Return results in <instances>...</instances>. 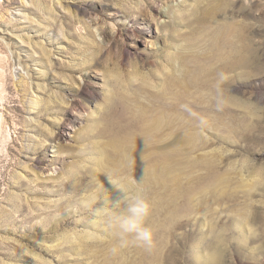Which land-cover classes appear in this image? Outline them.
I'll use <instances>...</instances> for the list:
<instances>
[{
  "label": "rangeland",
  "instance_id": "obj_1",
  "mask_svg": "<svg viewBox=\"0 0 264 264\" xmlns=\"http://www.w3.org/2000/svg\"><path fill=\"white\" fill-rule=\"evenodd\" d=\"M199 7L205 11L203 8L200 11ZM192 9L198 15L190 11ZM160 12L166 16L160 17ZM197 17H202L204 24ZM163 19L165 21H160ZM214 31L225 35L230 45L218 47L216 44L221 43L214 37ZM16 35H22L24 42ZM187 43H191L190 46ZM233 44L237 46L232 48ZM206 47L213 49L209 51ZM236 48L241 49L236 52L238 55L234 51ZM16 52L23 64L40 71L37 73L39 79L28 80L43 83V92L36 91L32 84L23 88L19 72L24 70L20 71ZM51 55H54L53 61ZM193 58L199 60V65L205 62L202 66L208 67L203 71L206 75L199 76L201 82L195 83V90L191 89L193 84H189L197 70L195 67L199 66ZM183 69L190 71L187 73L188 70ZM217 69L218 73L227 71L229 75L223 86L229 103L222 112L214 110L209 95ZM205 77L207 81L202 80ZM0 80V90L7 93L6 102L0 104L7 129L5 140L0 142V264H208L207 255L215 257L217 241L224 243L222 247L218 245L223 256L222 259L217 257V264H264V0H0ZM185 84L193 92L187 90L186 93ZM177 85L185 96L192 94L193 103L189 96L187 100L182 91L179 93V89H176L177 98L173 91ZM205 85L209 87L206 86L201 95L198 89L202 92ZM168 93L172 95L167 97ZM150 96L157 97V101ZM37 99L40 110H31ZM185 100L191 107L196 104L193 109L208 117L207 128L197 129L196 121L187 112L182 113L180 105H185ZM167 102L178 117L173 115V109V113L166 109ZM163 110L167 117L175 116L178 126L183 118L186 120L183 124L192 123L199 132L190 127L191 131L188 129L180 134L175 130L178 133L174 131L175 135L173 132L170 137L169 131L162 129L158 133L159 143L152 141V137L144 143L151 142V150L163 148L171 141L176 148L185 151L198 148L191 153V158L184 151L197 165L186 163L185 169L177 173L183 176L176 175L178 181L192 186L194 193H190L191 199L186 197L187 193L181 194L186 199L184 197L178 204L179 220L174 224L167 205H164L167 212L165 209L155 211L152 205L147 221L152 231L155 229V247L151 252L130 244L113 254L110 250L118 242L95 217V209L111 206L118 196L109 177L143 191L142 186L136 184L139 169H135L142 158L141 152L135 155L129 151L142 141L139 143L131 138L130 131L136 130L129 129L128 125L133 117L147 114L145 119L151 121ZM67 125L74 126L69 138L62 136ZM234 128H238L237 133ZM111 131L114 135H110ZM188 132L199 133L201 141L193 140V145L190 144L189 135L185 136L190 134ZM112 145L124 154L119 155L117 148L115 153ZM52 151H56L57 157L51 162ZM210 172L222 174L218 177L213 174L218 178V187H212V182L202 184L204 179L207 182L214 179ZM170 183L175 188L174 182ZM204 185L207 186L204 188ZM209 189L212 194L208 193ZM143 193L155 204L158 192L156 196L152 192ZM211 195L214 198H210ZM201 197L205 198L201 200ZM242 208L249 211L245 214L246 220L243 218L246 211ZM240 213L242 218L239 219ZM209 248L211 252L206 255Z\"/></svg>",
  "mask_w": 264,
  "mask_h": 264
},
{
  "label": "bare ground",
  "instance_id": "obj_2",
  "mask_svg": "<svg viewBox=\"0 0 264 264\" xmlns=\"http://www.w3.org/2000/svg\"><path fill=\"white\" fill-rule=\"evenodd\" d=\"M177 1H180V0H177ZM37 3V2H36ZM198 3V2H197ZM39 4V3H38ZM196 7L195 8H197V5H195ZM204 7V6H203ZM203 7H199V10L201 9L202 10V8ZM36 8H38V7H36ZM195 8H193V9H195ZM48 9V8H47ZM49 9H51V8H49ZM193 9L192 10H190V11H192V12H194V13H196L195 15H198L197 14V12L199 11V10H197V9H195V11L197 10V12H195V11H193ZM39 10V9H38ZM200 10V11H201ZM203 11H205V9L203 8ZM159 12V11H158ZM200 13V12H199ZM203 13V12H202ZM211 13V12H210ZM41 14V13H40ZM45 14V13H44ZM58 15H59V13H57ZM194 15V16H195ZM205 15H206V13H205ZM208 15H210V14H208ZM166 15L163 13V12H160V17H165ZM192 16H193V14H192ZM200 16H201V14H200ZM202 17H203V15H202ZM202 17H200V18H202ZM205 17V16H204ZM196 18V17H195ZM198 18V17H197ZM200 18H198L199 20H201L202 21V23L204 22L202 19H200ZM40 19V18H39ZM43 20V19H42ZM195 20V19H194ZM199 20H197V21H199ZM160 21H165L164 19L163 20H160ZM197 21H195V22H197ZM200 21V22H201ZM31 22H32V20H31ZM30 22V23H31ZM199 22V24L201 25L202 23H200ZM204 24V23H203ZM197 25H198V22H197ZM40 26V25H39ZM45 26V25H44ZM226 27V26H225ZM223 29H224V27H223ZM228 29V28H227ZM222 30V29H221ZM231 30V29H230ZM230 30H229V32H230ZM219 32H220V30H218ZM217 31V32H218ZM223 31V30H222ZM225 31H226V29H225ZM233 31V30H232ZM231 31V32H232ZM213 33V32H212ZM11 34V33H10ZM210 34V33H209ZM215 34H216V36H215ZM233 34H234V31H233ZM232 34V35H233ZM210 35H212V34H210ZM230 35V34H229ZM228 35V36H229ZM22 42H24L23 41V36L22 35H16ZM29 36V35H28ZM211 37V36H210ZM209 37V38H210ZM213 37V36H212ZM214 37L216 38V39H218L219 41H220V43L221 44H216V45H218V47H219V45H222V46H226L227 44L228 45H230V43H229V41H228V38H226V36L225 35H223V34H218V33H215V31H214ZM230 37H232V36H230ZM17 38V39H18ZM235 37L233 36V39H234ZM230 39V38H229ZM205 40V39H204ZM203 40V41H204ZM208 40V39H207ZM211 40V39H210ZM213 41H214V39H212ZM217 40V41H218ZM232 40V39H231ZM209 41V40H208ZM213 41H212V43H213ZM235 40H233V41H231V44L234 42ZM198 43V42H197ZM212 43H211V46H212ZM24 44V43H23ZM30 44V43H29ZM29 44H27V45H29ZM32 44V43H31ZM35 44V43H34ZM37 44V43H36ZM188 44V43H187ZM189 44H191V43H189ZM188 44V45H189ZM205 44V43H204ZM187 45V46H188ZM193 45H195V43L193 42ZM206 45V44H205ZM213 45H215V44H213ZM234 45V46H233ZM232 46H230V47H232V48H235V45L236 44H233ZM38 46V45H37ZM40 46V45H39ZM190 46V45H189ZM195 46H197V45H195ZM207 46H208V44H207ZM210 46V45H209ZM209 46H208V48H209ZM221 46V47H222ZM237 46V45H236ZM30 47V46H29ZM43 47V46H42ZM60 47V46H59ZM213 47H216V46H213ZM213 47H212V49H213ZM218 47H216L217 49H218ZM220 47V48H221ZM221 48V49H223V50H225V49H227V47H229V46H227L226 48ZM239 47V46H238ZM195 48V47H194ZM198 48H199V46H198ZM207 48V47H206ZM206 49V50H209L210 51V49ZM216 48H214L215 50H217ZM39 49H42V48H39ZM44 49V48H43ZM42 49V50H43ZM191 49V52L193 51L192 50V48H190ZM211 49V50H212ZM229 49V48H228ZM237 50H235L234 49V51H235V53L237 52L238 53V50L240 49V48H236ZM204 50V49H203ZM219 50V49H218ZM241 50V49H240ZM52 51V50H51ZM201 51H202V49H201ZM205 51V50H204ZM214 51V50H213ZM233 51V50H232ZM49 52V51H48ZM187 52H188V50H187ZM194 52H195V50H194ZM198 52H199V50H198ZM226 52H228V51H225V53ZM231 52V51H230ZM229 52V53H230ZM239 52H241V51H239ZM248 52V51H247ZM41 53V52H40ZM190 53V52H189ZM188 53V54H189ZM207 53V52H206ZM209 53V52H208ZM211 53H212V51H211ZM236 53V55H238ZM16 56L15 57H17V60H18V65L21 67L20 68V71H22V70H24L23 72H19L20 73V79H21V81L23 82V88L24 87H28V85L29 84H32L33 86H34V88H36V91H38V92H43L44 91V86L45 85H42V84H40V82L39 83H37L36 81H32V82H29V80L28 79H31V78H35V79H39L40 77H39V74L37 75V73H39V72H37L36 71V69H33L32 68V70L28 67V65L27 64H23L22 63V57L20 58V54L19 53H17L16 52ZM36 54V53H35ZM45 54V53H44ZM47 54V53H46ZM49 54V53H48ZM51 54V53H50ZM59 54V53H58ZM196 54H197V52H196ZM196 54L194 55V56H196ZM210 54V53H209ZM219 54V53H218ZM221 54V53H220ZM219 54V55H220ZM224 54V53H223ZM227 54V53H226ZM233 55H234V53H232ZM231 54V55H232ZM241 54V53H240ZM239 54V56L240 57H242V55L244 54V52L240 55ZM201 55V54H200ZM216 55V54H215ZM219 55L217 56V57H219ZM236 55H234V56H236ZM54 55H51V60L53 59L54 60V57H53ZM183 56V55H182ZM193 56V57H194ZM199 56V55H198ZM198 56H196L197 58H198ZM202 57H203V55H201ZM209 56V59H210V56L211 55H208ZM227 56H228V54H227ZM247 56V55H246ZM27 57V56H26ZM31 57V56H30ZM33 57V56H32ZM42 57H44V56H42ZM41 57V58H42ZM46 57V56H45ZM186 57V55H184L183 56V58L184 59H186L185 58ZM200 57V56H199ZM225 57H226V55H225ZM28 58V57H27ZM183 58H181V59H183ZM201 58V57H200ZM199 58V59H200ZM206 58V57H205ZM215 58V57H214ZM224 58V57H223ZM222 58V60H224ZM248 58H249V56H248ZM180 59V60H181ZM183 59V60H184ZM196 59V58H195ZM194 58H193V61L197 64V65H199L198 64V61H196ZM207 59V58H206ZM208 59V60H209ZM226 59V58H225ZM232 59H234V58H232ZM236 59V58H235ZM251 59V58H250ZM40 60V59H39ZM48 60V59H47ZM52 60V61H53ZM57 60V59H56ZM183 60H181V61H183ZM189 60V59H188ZM203 60H204V58H203ZM214 60H216V59H214ZM214 60H213V62H214ZM218 60V59H217ZM221 60V59H220ZM238 60V59H237ZM31 61H34V60H31ZM178 61V60H177ZM180 61V62H181ZM192 60H191V62H193ZM234 61V60H233ZM243 61V60H242ZM244 61H245V59H244ZM248 61H250V60H248ZM247 61V62H248ZM34 62H36V64H43V62H41V61H34ZM48 62H49V60H48ZM47 62V63H48ZM189 63H190V60L188 61ZM187 62V63H188ZM203 62V61H202ZM212 62V63H213ZM250 62H252V61H250ZM50 63V62H49ZM48 63V64H49ZM179 63V62H178ZM195 63H193V65L195 64ZM205 63V62H204ZM204 63L202 64V65H204ZM211 63V62H210ZM211 63V64H212ZM216 63H219V62H217L216 61ZM226 63V62H225ZM232 63V62H231ZM237 63V62H236ZM244 63V62H243ZM35 64V65H36ZM181 64H183V62H181ZM186 64V63H185ZM192 64V63H191ZM223 64H224V62H223ZM230 64V63H229ZM239 65L241 64V63H238ZM246 64V63H245ZM252 64V63H251ZM254 64V63H253ZM44 65V64H43ZM186 65H189V64H186ZM192 65V66H193ZM202 65H199L198 67H195V70H196V68H197V70L196 71H198V72H196L195 71V73H194V71L192 70V68L191 67H189L190 68V70H192L193 71V73L195 74V75H192V77H191V79H192V81H190V79H189V84H193V87L191 88V89H193V90H195V83H199V81H200V79H201V77H199L200 75H201V73H203V71L205 70V68L207 69L208 67H206V64H205V67H203ZM226 65V64H225ZM243 65V64H242ZM34 66V65H33ZM47 66V65H46ZM49 66H50V64H49ZM189 66H191V65H189ZM232 66V65H231ZM244 67L245 66H247V64L246 65H243ZM249 66V65H248ZM251 66V65H250ZM249 66V67H250ZM180 67V66H179ZM181 67L183 68L184 67V65H181ZM181 67H180V70H181ZM186 67V66H185ZM227 67V66H226ZM228 67H229V65H228ZM235 67V66H234ZM238 67V66H237ZM236 67V68H237ZM50 68H52L51 66H50ZM49 68V69H50ZM188 68V67H187ZM221 68V67H220ZM224 68V67H223ZM240 68H241V66H240ZM248 68V67H247ZM48 69V70H49ZM185 69V68H184ZM183 69V70H184ZM245 69H246V67H245ZM53 70V69H52ZM178 70H179V68H178ZM186 70H188V69H186ZM186 70H184V71H186ZM190 70H188V71H186L187 73L190 71ZM212 70H213V68H212ZM211 70V71H212ZM225 70H226V68H225ZM233 70V69H232ZM235 70V69H234ZM242 70H244V69H242ZM31 71H32V73H31ZM184 71H183V73H184ZM206 71H208V70H206ZM215 71V68H214V70H213V72ZM217 71H220V70H216V73H211V72H209V73H211V75L213 74V75H217ZM221 71H222V69H221ZM224 71V70H223ZM231 71V70H230ZM236 71V70H235ZM239 71V70H238ZM237 71V72H238ZM43 72V71H42ZM185 72V73H186ZM205 72V71H204ZM55 72H53L52 74H54ZM182 73V72H181ZM184 73V74H185ZM192 73V72H191ZM191 73H189V75H191ZM225 73H227V71L225 72ZM228 73H230V72H228ZM50 74V73H49ZM179 74H180V72H179ZM205 73H203V75H204ZM41 75V74H40ZM181 75V74H180ZM180 75H178V76H180ZM188 75V74H187ZM206 75V74H205ZM204 75V76H205ZM210 75V74H209ZM58 76V75H57ZM183 76H186V75H183ZM208 76V75H207ZM55 77V76H54ZM59 77V76H58ZM176 78H177V76H175ZM180 77H182V75L180 76ZM179 77V78H180ZM189 77V76H188ZM189 77V78H190ZM194 77V78H193ZM171 78H172V76H171ZM174 78V77H173ZM176 78H174V81H175V79ZM185 81H186V79H185V77H182ZM208 78H209V76H208ZM1 79H2V77H1ZM170 79V78H169ZM188 79V78H187ZM65 80V79H64ZM64 80H62V81H64ZM167 80V82H168V78L166 79ZM172 80V79H171ZM171 80H169V81H171ZM177 80H178V78H177ZM202 80H205V81H207L206 80V77H205V79H202ZM1 81V80H0ZM173 81V82H174ZM179 81H180V79L178 80V84H180L179 83ZM182 81V80H181ZM167 82H166V84H167ZM172 82V81H171ZM183 82V81H182ZM201 82V81H200ZM203 82V81H202ZM19 83V82H18ZM169 83V82H168ZM174 83H176V82H174ZM186 83V82H185ZM206 83V82H205ZM208 83V82H207ZM206 83V84H207ZM173 84V83H172ZM171 84V85H172ZM187 84V83H186ZM185 84V85H186ZM208 84H210V83H208ZM168 85V84H167ZM174 86H175V84H173ZM202 84H200V86H201ZM173 86V87H174ZM181 86H182V83H181ZM198 87V88H202V87ZM203 86V85H202ZM209 87V85H205L204 86V90L201 92V90L202 89H198L199 91H200V94L202 95V93L205 91V87ZM163 88H164V85L162 86ZM168 87V86H167ZM172 87V86H171ZM170 87V88H171ZM177 87H178V85L176 86V88H175V90H173V88H172V90L173 91H175L176 93H175V95L177 96V92L178 91H176V89H177ZM185 87H187L186 88V93H187V90H189L188 91V93L190 92H193V91H191V89H188L190 86L188 85H186V86H184V88ZM196 87V88H197ZM206 87V88H207ZM210 87H212L211 85H210ZM29 88V87H28ZM27 88V89H28ZM33 88V87H32ZM169 88V89H170ZM25 89V88H24ZM138 89H140V88H138ZM165 89H167V88H165ZM164 89V90H165ZM169 89H168V91H169ZM179 89V88H178ZM177 89V90H178ZM181 89V88H180ZM179 89V93H180V91H182V90H180ZM183 89V88H182ZM158 90H159V87H158ZM197 90V89H196ZM157 92V91H156ZM161 92V91H160ZM166 93L165 94H167V91H165ZM172 92V91H171ZM158 93H159V91H158ZM163 95H164V93H163V91L161 92ZM173 93V92H172ZM182 93H183V91H182ZM196 93H197V91H196ZM205 93V92H204ZM171 93H168V96L167 97H169V96H171L170 95ZM174 94V93H173ZM175 95L173 96L174 98H176L175 97ZM183 96H185L184 95V93L182 94ZM192 95V94H191ZM189 96V94L188 95H186L185 96V98L187 97V96H189L190 98V102L191 103H193L192 101H191V97L192 96ZM155 96H157V95H155V94H153V97H155ZM165 96V95H164ZM163 96V97H164ZM182 96V97H183ZM195 96V95H194ZM55 97V96H54ZM151 97V96H150ZM159 97H160V94H159ZM166 97V96H165ZM196 97V96H195ZM200 97V96H199ZM49 98V97H48ZM157 98V97H156ZM156 98L155 99H152V97H151V99L152 100H156ZM173 98V99H174ZM177 98H178V96H177ZM40 99V98H39ZM45 99V98H44ZM47 99V98H46ZM148 99V98H147ZM159 99H161V98H159ZM168 99V98H167ZM170 99V98H169ZM182 99V98H181ZM187 99V98H186ZM195 99V98H194ZM193 99V100H194ZM202 99V98H201ZM201 99H199V100H201ZM151 100V101H152ZM164 100V99H163ZM171 100V99H170ZM177 101H178V99H176ZM188 100V99H187ZM203 100H205L204 98H203ZM50 101V100H49ZM157 101V100H156ZM160 101V100H159ZM158 101V102H159ZM197 101V100H196ZM196 101H194L195 103H196ZM48 102V101H47ZM146 102H148L147 100H146ZM150 102V101H149ZM154 102V101H153ZM161 102V101H160ZM158 103V104H161V103ZM182 102V101H181ZM186 104H187V101L185 100L184 101ZM183 102V103H184ZM198 102V101H197ZM202 102H204V101H202ZM50 103V102H49ZM164 103H166V102H164ZM177 104H178V102H176ZM191 103H189V104H191ZM31 104V103H30ZM33 105V109H31V110H34V109H38V111L40 110L37 106L39 105V100L37 99L36 101H33V103H32ZM145 104V103H144ZM147 104H151V103H147ZM153 104H155V103H153ZM157 104V103H156ZM163 104V103H162ZM199 104V103H198ZM203 104H205V103H203ZM165 105V104H164ZM164 105H162V106H164ZM168 105V106H167ZM167 105H166V109L168 108V110H172L173 109V111H174V113H175V110H174V107L173 106H170L169 105V102H167ZM172 105V104H171ZM174 105V104H173ZM180 104H178V106H179ZM181 105H184V104H181ZM181 105H180V107H181ZM196 105V104H195ZM195 105H194V107H192V108H195ZM201 105H202V103H201ZM144 106V105H143ZM142 106V108H144ZM177 106V105H176ZM177 106V107H178ZM112 107V106H111ZM147 107H148V105H147ZM147 107H145V108H147ZM158 107V106H157ZM156 107V108H157ZM159 107H161V106H159ZM198 107V106H197ZM142 108H140L141 110H142ZM149 108V107H148ZM153 108V107H152ZM122 109V108H121ZM158 109V108H157ZM156 109V110H157ZM139 110V109H138ZM155 110V109H154ZM204 110V109H203ZM137 111V110H136ZM151 111H152V109H151ZM182 111V110H181ZM201 111V110H200ZM34 112H36V111H34ZM134 112V111H133ZM140 112V111H139ZM141 112H144V111H141ZM153 112V111H152ZM155 112V111H154ZM177 112V111H176ZM199 112V111H198ZM36 113H39V112H36ZM164 110L161 112L160 111V113L158 114V116L157 117H155V119H153V120H151V121H147L146 119H145V115H147V114H145V115H139L138 117H133L131 120H130V122H129V129H133V128H135V132H131V131H133V130H129L130 131V134H131V138L132 137H134L133 139L135 140V141H139V143H140V145H134L133 147H131L130 148V152H131V154L133 153V154H135V155H139V153H140V157L142 156V158L140 159V161H138L137 163H136V161H134L135 163H136V165H137V167L135 168L136 170L137 169H139V170H137V171H139V174H136V175H138L137 176V181H141L142 180V182L141 183H139L141 186H142V190L143 191H147V193L148 192H152V193H154L155 194V192H158V198L156 197L155 199H157V201L155 202V204H151V205H154V210L155 211H158V212H162V211H165L166 209H165V206L164 205H167V207L168 208H170V214H169V218L171 219V222L174 224L175 223V221H176V219H178L179 220V218H178V216H177V213L176 212H179L178 211V204H179V202H180V200H182L185 196L184 195H181V194H186V197L187 198H189V199H191V197H189V195H190V193L192 192V186L190 187L189 185L188 186H186V185H184L180 180L178 181L176 178L178 177V176H183L182 174H180L179 173V175H177V173L178 172H182L185 168V166H186V163L187 164H190L191 166H193V165H197V163L195 162V161H191V153H193L194 151L196 152V150L198 149V148H196V147H192L190 150L189 149H187V151H185L184 149H179V148H176L175 146H174V144L172 143V141H171V143H169V144H166V146H163V148L161 147V148H158V147H155L156 149L155 150H151L152 149V146H151V142H150V144H147V143H144L146 140H147V138L148 137H152L151 139H152V141H154V142H156L157 143V141H158V143L160 142V140H158L160 137L158 136V133L160 132V131H162V129H164L165 131L167 130V131H169V136L171 137L172 135H173V132L175 131V130H178V132L181 134V131H186V130H188V131H191L190 130V127L193 129V130H195V128H193L194 127V125H192V123H186V124H183V122L185 121L186 122V120H184L183 121V118L181 117V115H180V117L182 118L180 121L182 122L181 124H183V125H177L175 122H177V121H175V119H174V117H170V115H169V117H167L166 115H164ZM167 113V112H166ZM171 113H173L172 111H171ZM179 113H180V111H179ZM182 113L183 114H185L184 113V111H182ZM128 114H131V113H128ZM135 114V113H134ZM139 114H141V113H139ZM168 114V113H167ZM188 114V113H187ZM126 115H127V113H126ZM137 115V114H136ZM149 115V114H148ZM156 115V114H155ZM173 115H176V113L175 114H173ZM177 117H178V115H176ZM124 117V116H123ZM131 117V116H130ZM185 117H188V116H186L185 115ZM185 117H184V119H185ZM118 118H120V117H118ZM107 119V118H106ZM112 119V118H111ZM129 119V118H128ZM187 119V118H186ZM192 119V118H191ZM190 119V120H191ZM107 120H109V119H107ZM119 120V119H118ZM32 121V120H31ZM37 121V120H36ZM122 121V120H121ZM127 121V120H126ZM188 121H189V119H188ZM35 122V121H34ZM61 122V121H60ZM123 122H125V121H123ZM192 122V121H191ZM120 123H122V122H120ZM62 124V123H61ZM70 124V123H69ZM123 124V123H122ZM176 124V125H175ZM189 124H191V125H189ZM196 124V123H195ZM239 125V124H238ZM196 126V125H195ZM240 126V125H239ZM247 126V125H246ZM6 126H4V124H3V120H2V117H1V114H0V142H3L4 140H5V138H6V133H7V129L5 128ZM238 127V126H237ZM241 127H243V128H245L244 127V125H242ZM73 128H74V126H68L67 125V127L64 129V132L62 133V136H64V137H72V135H71V131H74L73 130ZM126 128H127V126H126ZM240 128V127H239ZM242 128V129H243ZM105 129V128H104ZM107 129V128H106ZM109 129V128H108ZM125 129V128H124ZM233 129V128H232ZM235 130L236 129H238V128H234ZM242 129H241V131H242ZM252 129V128H251ZM122 130V129H121ZM126 130V129H125ZM231 129H229L228 130V132L230 131ZM115 131V130H114ZM195 131H197V132H199L198 130H195ZM194 131V132H195ZM241 131H239V132H241ZM176 132V131H175ZM175 132H174V135H175ZM178 132H176V134L178 133ZM232 132H234V131H232ZM238 132V130H236V133ZM121 133V132H120ZM163 133V132H162ZM188 133H190V134H187L186 133V135L185 136H187V135H189L188 136V140H189V142H190V144H192L193 145V140H195L196 142L198 141V140H200L201 141V139L200 138H198V136H200V135H198L197 133H191V132H188ZM230 133H231V131H230ZM105 134V133H104ZM103 134V135H104ZM116 134V133H115ZM123 134H125V132H123ZM167 134V133H166ZM184 134H185V132H184ZM184 134H182V136L184 135ZM110 135H114V133L111 131L110 132ZM117 135V134H116ZM179 135V134H178ZM124 136V135H123ZM127 136V135H126ZM166 136V135H165ZM177 136V135H176ZM111 137V136H110ZM109 137V138H110ZM128 137V136H127ZM174 137V136H173ZM178 137H180V136H178ZM150 138H148L149 140H150ZM168 138V137H167ZM166 138V139H167ZM174 138H177V137H174ZM185 138V137H184ZM129 139V138H128ZM172 139V138H171ZM170 139V140H171ZM181 139H183V138H181ZM187 139V138H186ZM185 139V140H186ZM112 140H114V139H112ZM127 140V139H126ZM148 140V141H149ZM165 140V139H164ZM163 140V141H164ZM173 140V139H172ZM129 141V140H128ZM127 141V142H128ZM177 140H175V142H176ZM182 141V140H181ZM115 142H117V144L119 143V141H115ZM122 142V141H121ZM120 142V144H122ZM165 142V141H164ZM169 142V141H168ZM174 142V143H175ZM189 142H187V144L189 143ZM111 143H112V141H111ZM124 143H126V142H124ZM135 143H137V142H135ZM163 142H161V144H162ZM166 143H167V141H166ZM177 143V142H176ZM175 143V145L177 146V144ZM182 143V142H181ZM199 143H201V142H199ZM205 143V142H204ZM1 144V143H0ZM129 144H130V142H129ZM187 144H184V145H186L187 146ZM202 144V143H201ZM124 145V144H123ZM127 145V144H126ZM131 145H132V142H131ZM130 145V146H131ZM178 145L179 146H181L182 144H179L178 143ZM191 145V146H192ZM114 145H112V147H113ZM159 146V145H158ZM161 146V145H160ZM178 146V147H179ZM190 146V147H191ZM120 147V146H119ZM126 147V146H125ZM183 147V146H182ZM200 147V146H199ZM201 147H203V146H201ZM113 148H115V149H113ZM112 149L113 150H116V148H117V150H119V148L118 147H113ZM122 148L123 147H121L120 149L122 150ZM158 148V149H157ZM56 149V148H55ZM125 149V148H124ZM117 150L115 151V153L117 152ZM120 151V150H119ZM123 151V150H122ZM122 151H120L118 154L119 155H123L124 153L122 152ZM126 151V150H125ZM186 152V154L188 153L189 154V157L186 155L185 156V152ZM52 152H54L52 155H50L51 156V162L52 161H54V159L57 157L56 156V154H55V152L56 151H52ZM114 152V151H113ZM127 153V152H126ZM126 153H125V155H126ZM143 153V154H142ZM130 154V155H131ZM196 154V153H195ZM194 154V155H195ZM199 155V154H198ZM204 154H202V156H203ZM114 156V155H113ZM118 156V155H117ZM117 156L115 157V158H117ZM121 157V156H120ZM124 157H126V156H124ZM131 157H133V156H131ZM194 157V156H193ZM195 157H197L196 155H195ZM207 157V156H206ZM128 158H130V157H128ZM203 158V157H202ZM123 159V158H122ZM126 158H124V161H126L127 162V159L125 160ZM193 159V158H192ZM197 159V162H199L198 161V158H196ZM201 159V158H200ZM204 159V158H203ZM207 159V158H206ZM117 160H119V159H117ZM120 160H121V158H120ZM129 161H131L130 159H128ZM201 161H202V159H201ZM209 161V160H208ZM204 162H206V161H204ZM211 162V161H210ZM128 164H129V162H127ZM131 163V162H130ZM200 163H203V162H200ZM132 165V164H131ZM134 165V164H133ZM189 165V166H190ZM208 165V164H207ZM116 166V165H115ZM127 166H129V165H127ZM198 166L200 167V165L198 164ZM204 166H205V163H204ZM215 166H216V164H215ZM117 167V166H116ZM119 167V166H118ZM123 167V166H122ZM130 167V166H129ZM133 167V166H132ZM187 167H188V165H187ZM203 167V166H202ZM206 167V166H205ZM214 167V166H213ZM127 169V168H126ZM134 169V168H133ZM134 169V170H135ZM197 169V168H196ZM210 170V169H209ZM130 171H131V169H130ZM129 171V172H130ZM136 171V172H137ZM193 171H194V169H193ZM197 171V170H196ZM198 171H199V169H198ZM201 172L202 171H204L203 169L202 170H200ZM212 171H213V169H212ZM217 171V170H216ZM215 171V172H216ZM187 172V171H186ZM191 172V171H190ZM200 172V173H201ZM214 172V173H215ZM219 172V171H218ZM138 173V172H137ZM208 173V172H207ZM211 173V172H210ZM213 173V174H214ZM134 174V173H133ZM184 174H185V172H184ZM187 175H188V172L186 173ZM185 174V175H186ZM209 174V173H208ZM212 174V173H211ZM210 174V175H211ZM213 174H212V176H213ZM216 175H217V177H218V175H222V174H219V173H215ZM176 175H177V177H176ZM184 175V176H185ZM189 175H190V173H189ZM203 175H204V177H205V174L203 173ZM208 177H211V176H208ZM216 176H213V177H211V178H214L213 180H209V182H207L205 179H204V183H202V184H205V183H211V185H212V187L213 186H216L217 184H218V178H217ZM134 178H135V176H134ZM172 178V179H171ZM179 178V177H178ZM203 178V177H202ZM184 180H186V179H184ZM183 179H182V181H184ZM223 180V179H222ZM135 181V180H134ZM190 181H191V179H190ZM196 181V180H195ZM220 181V180H219ZM226 181V180H225ZM224 181V182H225ZM170 182H174V187L175 188H172L173 186H171V183ZM200 182V181H199ZM198 182V183H199ZM202 182H203V180H202ZM228 182V181H227ZM191 183H193L192 181H191ZM226 183V182H225ZM222 183V185L224 184V186L226 185V184H229V183ZM136 184H137V182H136ZM134 185V186H136V187H138L137 185ZM201 184V182H200V185H202ZM127 185H129V184H127ZM191 185H193V184H191ZM199 185V186H200ZM196 186H198V185H196ZM205 186H207V185H204V188H205ZM221 186V185H220ZM129 187H131V186H129ZM212 187L210 188V189H212ZM217 187H218V185H217ZM226 187V186H225ZM223 188V186L221 187L222 189H226V188ZM131 188H133V184H132V187ZM135 188V187H134ZM140 188V187H139ZM138 188V189H139ZM197 188V187H196ZM195 188V189H196ZM193 189H194V187H193ZM198 189H200V188H198ZM209 189V190H210ZM215 189V188H214ZM221 189V191L220 192H222L223 190ZM141 190V189H140ZM216 190H218L217 188H216ZM194 191V190H193ZM196 192V191H195ZM214 192V191H213ZM225 192H228V191H226L225 190ZM146 193V194H147ZM151 193V194H152ZM192 193H194V192H192ZM191 193V194H192ZM197 193V192H196ZM199 194H200V192H198ZM208 193H211L212 194V192H211V190H210V192H208ZM145 194V193H144ZM203 194V193H202ZM218 194V193H217ZM225 194V193H224ZM228 194V193H227ZM148 195V194H147ZM157 194H155V196H156ZM181 195V196H180ZM229 195V194H228ZM227 195V196H228ZM154 196V195H153ZM203 196V195H202ZM206 196V195H205ZM214 196H217V195H214ZM186 197H185V199H186ZM198 197H199V195H198ZM197 197V198H198ZM207 197V196H206ZM208 197H209V195H208ZM212 197V195L210 196V198ZM219 197V196H218ZM232 197V196H231ZM154 198V197H153ZM202 198V197H201ZM205 198V197H204ZM204 198H202L201 200H203ZM212 198H214V197H212ZM222 198V197H221ZM228 198V197H227ZM216 199H217V197H216ZM183 201V200H182ZM199 201V200H198ZM215 201V200H214ZM188 202H190V201H188ZM194 203H196V202H194ZM203 203H204V201H203ZM180 204H181V202H180ZM188 204V203H187ZM184 205H186V204H184ZM193 205H195V204H193ZM179 206H181V205H179ZM187 206V205H186ZM192 206V205H191ZM203 206V205H202ZM207 206V205H206ZM247 207V206H246ZM245 207V208H246ZM208 208V207H207ZM153 209V208H152ZM165 209V210H164ZM180 209V208H179ZM242 209H244V208H242ZM241 209V210H242ZM153 210V211H154ZM205 210H206V208H205ZM204 210V211H205ZM241 210H240V212H241ZM247 209H244V211H246ZM166 212H167V210H166ZM209 212V211H208ZM207 212V213H208ZM248 212L249 211H246V213L244 212V219L246 220V215L245 214H248ZM180 213V212H179ZM178 213V214H179ZM206 213V212H205ZM242 214H243V212H241ZM241 213H240V215H241ZM167 214V213H166ZM202 214V213H201ZM206 215V214H205ZM239 215V216H240ZM159 216V215H158ZM166 217H167V215H166ZM246 217V218H245ZM240 218H242V215L239 217V219ZM249 218V217H248ZM169 220V219H168ZM174 221V222H173ZM249 221V220H248ZM243 222V221H242ZM237 224V223H236ZM246 224H247V222H246ZM249 224V223H248ZM250 226V225H249ZM248 227V226H247ZM214 228V227H213ZM212 228V229H213ZM249 228V227H248ZM211 229V228H210ZM215 229V228H214ZM244 229V228H243ZM250 229H251V227H250ZM155 229H153V231H154ZM210 231H212V232H214V231H216V230H210ZM263 232V231H262ZM156 233V232H155ZM215 233V232H214ZM261 234H263V233H261ZM155 235V234H154ZM215 235V237L217 236V234H214ZM260 237V236H259ZM213 238H214V236H213ZM224 238V237H223ZM222 238V239H223ZM216 239V238H215ZM264 239V238H263ZM205 241V240H204ZM216 242V241H215ZM219 244H221L220 243V241L218 242L217 241V247H214V249L216 248V250H215V257H211V256H209V254L207 255V253L208 252H211V249L209 250V251H207L206 252V255L208 256H206L205 254V256L207 257V261H206V263H208V264H217V262L219 261V259H222V258H220L221 256H223V255H221V253H219V251L220 252H222L221 251V248L219 249L218 248V245ZM204 245V244H203ZM223 245H224V243H223ZM222 244H221V247L223 246ZM263 246V245H262ZM144 249V248H143ZM223 250V249H222ZM224 251V250H223ZM212 252H213V249H212ZM220 254V255H219ZM213 255H214V252H213ZM197 257V256H196ZM219 259H218V258ZM198 258V257H197ZM216 258H217V261H215V262H213L214 260H216ZM214 259V260H213ZM211 260H213V261H211ZM220 261H222V260H220ZM218 264H220V263H218Z\"/></svg>",
  "mask_w": 264,
  "mask_h": 264
},
{
  "label": "clouds",
  "instance_id": "obj_3",
  "mask_svg": "<svg viewBox=\"0 0 264 264\" xmlns=\"http://www.w3.org/2000/svg\"><path fill=\"white\" fill-rule=\"evenodd\" d=\"M228 79L227 73H217L215 83L209 93L216 112H222L228 106L229 101L223 87ZM6 100L7 93L0 90V104L5 103ZM181 109L196 121L197 129L203 130L209 126L208 117L201 115L191 106L181 105ZM141 182L142 180L137 181V183ZM109 183L118 192V196L111 202V206L96 208L95 217L103 222L105 231L118 242L117 246L111 248L110 251L115 254L118 249L127 248L131 244L151 252L155 247V242L154 233L147 224L152 212L149 199L140 189L113 181L111 177H109Z\"/></svg>",
  "mask_w": 264,
  "mask_h": 264
}]
</instances>
